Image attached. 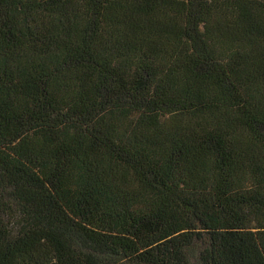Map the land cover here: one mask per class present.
<instances>
[{
	"label": "trees",
	"instance_id": "obj_1",
	"mask_svg": "<svg viewBox=\"0 0 264 264\" xmlns=\"http://www.w3.org/2000/svg\"><path fill=\"white\" fill-rule=\"evenodd\" d=\"M0 264H264V0H0Z\"/></svg>",
	"mask_w": 264,
	"mask_h": 264
}]
</instances>
